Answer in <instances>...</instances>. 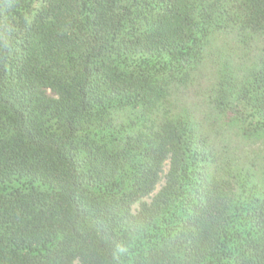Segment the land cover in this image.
<instances>
[{
	"label": "trees",
	"instance_id": "16d2710c",
	"mask_svg": "<svg viewBox=\"0 0 264 264\" xmlns=\"http://www.w3.org/2000/svg\"><path fill=\"white\" fill-rule=\"evenodd\" d=\"M0 264H264V0H0Z\"/></svg>",
	"mask_w": 264,
	"mask_h": 264
},
{
	"label": "clouds",
	"instance_id": "9594fccd",
	"mask_svg": "<svg viewBox=\"0 0 264 264\" xmlns=\"http://www.w3.org/2000/svg\"><path fill=\"white\" fill-rule=\"evenodd\" d=\"M119 251L124 252V251H127V249L123 247H119Z\"/></svg>",
	"mask_w": 264,
	"mask_h": 264
}]
</instances>
